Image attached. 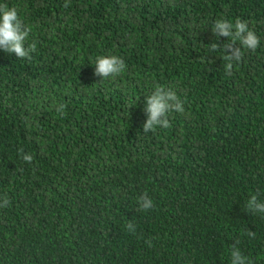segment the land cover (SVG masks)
Returning a JSON list of instances; mask_svg holds the SVG:
<instances>
[{"label":"trees","instance_id":"trees-1","mask_svg":"<svg viewBox=\"0 0 264 264\" xmlns=\"http://www.w3.org/2000/svg\"><path fill=\"white\" fill-rule=\"evenodd\" d=\"M0 264H264V0H0Z\"/></svg>","mask_w":264,"mask_h":264}]
</instances>
